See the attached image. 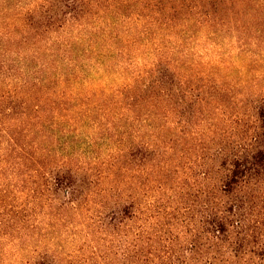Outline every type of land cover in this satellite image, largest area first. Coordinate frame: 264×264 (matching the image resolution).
I'll return each instance as SVG.
<instances>
[{
  "label": "trees",
  "instance_id": "trees-1",
  "mask_svg": "<svg viewBox=\"0 0 264 264\" xmlns=\"http://www.w3.org/2000/svg\"><path fill=\"white\" fill-rule=\"evenodd\" d=\"M118 6L0 0V264H264V28L232 27L228 0H167L171 30L216 22L230 52L118 48L115 83L85 95L103 56L50 40ZM87 122L103 150L84 156Z\"/></svg>",
  "mask_w": 264,
  "mask_h": 264
},
{
  "label": "rangeland",
  "instance_id": "rangeland-1",
  "mask_svg": "<svg viewBox=\"0 0 264 264\" xmlns=\"http://www.w3.org/2000/svg\"><path fill=\"white\" fill-rule=\"evenodd\" d=\"M18 0H10L11 3H16ZM231 3L232 11V27L238 25V27H245L247 25H255V27L264 28V7L260 6V2L263 0H228ZM22 2H28L29 0H22ZM119 3L116 11H121L120 16L117 17L116 12H112V16L107 18L94 19L93 21H87L85 28L76 30L69 26L65 30H61L50 41H53L54 46L64 43L65 41H83L78 48L83 51L89 48L90 45L97 47V51L94 54L88 53L87 58L83 54L84 58L81 62L86 60H94L97 56H103L105 65L101 67L97 72L92 75V78L85 84L87 77L82 73L80 80L82 81L78 91H82L86 94H95V96L101 94L106 84L112 85L115 83L116 75H119V71H116L114 67L119 61H124L117 53L118 48L130 49L131 58L125 60L136 61H150L152 57L151 52H139L141 48L147 44L154 45V43L164 44H176L180 42L183 47H200L207 53V58H215L219 50H222L224 54L230 52L227 46L230 41V34L227 29L216 22L209 25L204 29V25L201 23L192 21L187 25V30L181 33L169 28L167 22V0H117ZM124 3V4H122ZM119 14V13H118ZM230 21V15H226ZM235 16V17H234ZM220 17V15H219ZM218 17V18H219ZM237 17V18H236ZM261 17V19H257ZM221 19H217L220 21ZM239 35V34H238ZM241 41L247 42V46H250V41H247V37L240 35ZM233 41H238L234 38ZM179 45V44H177ZM208 48V49H207ZM99 53V54H98ZM96 55V56H95ZM91 61H88L85 66V70L92 71ZM249 69L250 77L254 72L257 64L252 62ZM263 70V68H262ZM124 74V72L122 73ZM234 77L241 78L244 75H240V66L236 67V73ZM77 86H74V88ZM96 96V97H97ZM84 134L75 140V149L79 153L86 156L88 152L99 153L102 151L103 146L97 145L94 147L90 145L94 128L87 122L84 127ZM99 136H102L99 133ZM73 138L62 135V140L58 143L59 147L65 145ZM74 141V139H73ZM62 150V149H61ZM61 159V158H60ZM142 180V179H141ZM141 203H145L144 197L140 198ZM9 257L14 256L15 261H18V255L10 251ZM7 260V257H3ZM21 260V259H20Z\"/></svg>",
  "mask_w": 264,
  "mask_h": 264
}]
</instances>
